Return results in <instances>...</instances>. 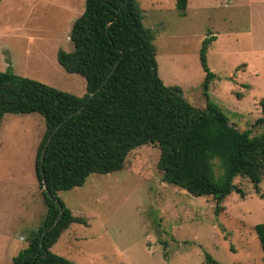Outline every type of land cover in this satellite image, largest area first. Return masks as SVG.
Segmentation results:
<instances>
[{
    "label": "rangeland",
    "instance_id": "obj_1",
    "mask_svg": "<svg viewBox=\"0 0 264 264\" xmlns=\"http://www.w3.org/2000/svg\"><path fill=\"white\" fill-rule=\"evenodd\" d=\"M85 0H2L0 72L38 81L81 96L85 80L58 64V50L72 51V23ZM144 26L154 36L157 75L195 108L215 105L228 123L251 136L264 133V0H187L180 15L175 0H137ZM213 75L204 91L199 61L202 42ZM35 113L0 120V264H10L27 246L45 214L35 177V155L44 135ZM159 150L141 146L124 168L89 174L81 186L56 196L86 224H72L50 251L73 264H263L254 227L264 222V181L258 194L238 177L220 203L194 198L163 182Z\"/></svg>",
    "mask_w": 264,
    "mask_h": 264
},
{
    "label": "trees",
    "instance_id": "obj_2",
    "mask_svg": "<svg viewBox=\"0 0 264 264\" xmlns=\"http://www.w3.org/2000/svg\"><path fill=\"white\" fill-rule=\"evenodd\" d=\"M186 3L175 0L180 15H185ZM144 22L137 0H85L69 34L72 51L56 53L64 71L85 80L81 96L10 71L0 72V120L5 114L35 113L45 125L34 162L45 214L26 248L10 264H73L50 249L72 224L86 221L72 215L56 193L81 186L89 174L123 169L129 153L141 146L158 148L157 168L163 182L194 198H212L216 215L230 194L244 196L234 184L236 178L248 179L258 194V185L264 181V133L251 136L250 131H239L215 105L207 102L206 107L195 108L178 87L163 85L157 75L154 36ZM212 38L202 42L199 52L205 92L213 77L205 61ZM261 109L257 125L264 123V101ZM61 122L46 147L47 138ZM42 178L62 209L56 226L46 233L60 210L44 192ZM254 231L264 264V222ZM205 260L217 264L208 256Z\"/></svg>",
    "mask_w": 264,
    "mask_h": 264
},
{
    "label": "water",
    "instance_id": "obj_3",
    "mask_svg": "<svg viewBox=\"0 0 264 264\" xmlns=\"http://www.w3.org/2000/svg\"><path fill=\"white\" fill-rule=\"evenodd\" d=\"M112 73V72H111ZM111 73L109 74V76L111 75ZM106 81H104L105 83ZM101 89V86L95 91L93 92L92 94L89 95V99H91L99 90ZM84 106H82L81 108L77 109L75 112H73L72 114H70L68 116V118H66L64 121H66L67 119L71 118L72 116L76 115L77 113H79L82 109H83ZM63 124V122H61L54 130L53 132L49 135V137L47 138V141H46V147L48 146V144L50 143L53 135L57 132L58 128ZM46 147L43 149L42 151V154H41V162H43V157L45 155V151H46ZM42 174V172H41ZM42 187H43V190L44 192L47 194V196L49 197L50 200L54 201L57 205H58V208H59V215L57 217V219L55 220L54 224L52 226H50V228H48L44 233H46L47 231H50L53 227L56 226L59 218L61 217V214H62V209H61V205L59 203L58 200H55L53 198V196L49 193L48 189H47V185H46V182L44 180V178H42Z\"/></svg>",
    "mask_w": 264,
    "mask_h": 264
}]
</instances>
